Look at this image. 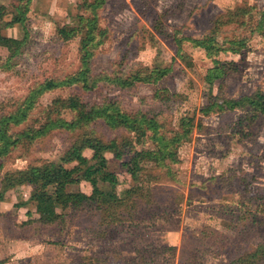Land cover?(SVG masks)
I'll return each mask as SVG.
<instances>
[{
	"label": "rangeland",
	"instance_id": "rangeland-1",
	"mask_svg": "<svg viewBox=\"0 0 264 264\" xmlns=\"http://www.w3.org/2000/svg\"><path fill=\"white\" fill-rule=\"evenodd\" d=\"M86 1L92 0H33L28 40L0 69V116L15 110L34 85L80 68V37L64 40L58 28L88 15ZM15 3L0 0L9 9ZM263 14L264 0H107L98 10L106 33L95 49L93 74L130 75L155 67L171 71L156 83L130 88L99 81L88 91L78 86L47 92L31 119L16 130L38 125L56 98L79 94L90 105L113 100L128 113L155 117L170 135L180 129L183 117L194 116L191 137L179 148V162L147 167L152 180L147 172L142 180L131 178L122 166L130 155L118 160L107 153L101 188L116 176L119 195H143L108 210L95 201L78 210L58 206L62 217L44 225L37 220L33 186L7 192L0 204V264H264V115L252 119L247 108L208 116L199 112L212 97L222 101L264 91ZM176 35L212 36L222 47L245 44L240 53L210 54L191 42L179 50ZM8 57L0 44V65ZM61 116L75 119L69 111ZM85 132L105 141L134 138L101 121L52 130L1 159L0 182L7 172L59 161ZM69 167L77 174L84 166ZM70 189L91 193L86 182Z\"/></svg>",
	"mask_w": 264,
	"mask_h": 264
},
{
	"label": "trees",
	"instance_id": "trees-1",
	"mask_svg": "<svg viewBox=\"0 0 264 264\" xmlns=\"http://www.w3.org/2000/svg\"><path fill=\"white\" fill-rule=\"evenodd\" d=\"M32 2L33 0H17L8 20L5 17L7 7L0 6V44H4L9 52V57L0 65V69L9 66L10 60L21 53L28 40L27 20ZM106 2L107 0L86 1L83 8L88 15H77L74 26L64 25L58 28V34L64 40L80 37V68L64 78H49L34 85L15 110L0 116V160L22 142L32 144L52 130L88 127L93 122L101 121L110 129H124L134 135L133 139L105 141L92 133L85 132L71 143L59 161H48L41 165H30L26 169L7 172L0 182V204L4 201L7 192L24 185L33 186L35 189L32 197L37 201L36 211L39 215L37 220L44 225H52L62 217L58 206L78 210L87 203L95 201L99 206H107L106 210H108L117 203L123 205L128 204L131 199V202L138 197L141 199L143 195L137 191L119 195L116 176L104 182L107 187L101 188V177L108 165L106 154L111 153L118 160H123L124 156L130 155L129 160L123 161L122 166L127 169L126 172L132 179L142 180L141 176L147 172L149 165L151 168L161 169L169 168L171 163L179 162V148L190 139L194 127V116H186L181 119L180 129L170 135L163 130V125L157 118L149 117L140 111L135 114L128 113L117 101L90 105L81 95L72 94L53 100L50 107L45 110L43 119L38 121L40 122L38 125L33 124L22 131L16 130L31 119L38 100L47 92L78 86L88 91L96 87L99 81L108 82L120 89L130 88L137 83H156L171 71L170 67H155L146 68L144 73L130 75L114 73L97 76L93 74L92 59L95 49L103 43L106 33L100 27L98 10ZM15 25L22 26L23 37L20 39L6 37L3 30ZM262 25L263 23L260 24V28L264 27ZM175 40L179 50L182 49L184 42H191L193 46L202 48L210 54L227 51L240 53V46L245 44L243 41L232 42L230 47H222L212 36L195 39L180 38L176 35ZM235 44L238 46L234 47ZM214 62L220 64L216 59ZM245 108L251 112L252 119L263 116L264 91L258 90L250 95L222 101L212 97L199 109V112L201 115L208 116L216 112ZM64 111L74 113L75 119L70 122L62 118L61 114ZM148 142L151 146L145 147ZM138 145L141 148L138 149ZM87 150L92 152L91 156L85 154ZM71 164L84 167L79 173L74 174L69 167ZM146 176L149 180L153 179L148 172ZM82 182L90 184V194L82 190L70 189Z\"/></svg>",
	"mask_w": 264,
	"mask_h": 264
},
{
	"label": "crops",
	"instance_id": "crops-1",
	"mask_svg": "<svg viewBox=\"0 0 264 264\" xmlns=\"http://www.w3.org/2000/svg\"><path fill=\"white\" fill-rule=\"evenodd\" d=\"M2 5L6 6L5 4H1L0 6H2ZM6 7H7V14H6L5 17H6V20H8V18H9V16H10L11 12H12L14 9H13V8L9 9L8 6H6ZM3 33H4V35H5L6 37H10V38H18V39L22 38V37H23V34H24L23 29H22V26H20V25H15V26L12 27V28L4 29V30H3Z\"/></svg>",
	"mask_w": 264,
	"mask_h": 264
}]
</instances>
